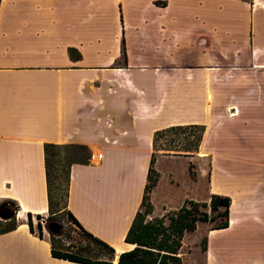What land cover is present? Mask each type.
<instances>
[{
    "label": "crops",
    "instance_id": "1",
    "mask_svg": "<svg viewBox=\"0 0 264 264\" xmlns=\"http://www.w3.org/2000/svg\"><path fill=\"white\" fill-rule=\"evenodd\" d=\"M259 123L264 133V0H0V201L18 221L0 234V264H87L29 229L28 214L35 225L48 213L46 143L88 148L67 208L113 264L134 247L124 238L153 152L148 219L230 198L227 227L184 234L183 263L264 264ZM189 124L205 126L197 151H154L157 130Z\"/></svg>",
    "mask_w": 264,
    "mask_h": 264
},
{
    "label": "trees",
    "instance_id": "2",
    "mask_svg": "<svg viewBox=\"0 0 264 264\" xmlns=\"http://www.w3.org/2000/svg\"><path fill=\"white\" fill-rule=\"evenodd\" d=\"M68 54L74 59L80 57V53L72 47L68 49ZM204 130L205 126L198 124L176 125L157 130L153 137V149L154 151L162 149L184 153L195 152L198 150ZM162 137H167L168 147L158 144V140ZM69 149H75L80 159H73L68 163L66 180L62 184L58 180L56 168H53V161L55 158H69V153H67ZM89 155L90 152L85 145L54 143L44 145L48 213L46 217L36 216L38 218L37 231L34 229L30 214H28L27 223L30 231L39 237L43 236V223L40 220L44 222V225L51 221L60 225L58 233L49 232L50 252L53 256L87 264H113L114 250L84 229L67 208L70 167L75 162H87ZM154 162L153 152L148 168L147 183L141 200L142 208L136 212L124 238L126 242L134 244V247L119 253L115 264H184L179 256V249L186 232L194 231L199 222H206L211 228H225L229 224L230 198L219 194H211L208 202L186 199L177 210L169 211L162 217L148 219L147 215L152 212L149 192L157 180ZM54 170L55 174H53ZM58 189L62 191L61 199L63 202L61 208L56 209L59 204L54 198H59L56 195ZM4 202L6 201H0V204ZM9 203L12 204V202ZM12 205L14 206V204ZM14 208L16 207L14 206ZM63 211L73 226H66L60 222L61 216L59 214ZM2 221L5 224L0 228V234L17 227L15 216ZM2 221L0 220V224ZM73 230H76L80 237L87 241L85 245L81 244L80 240L75 241L77 244L66 243L63 240V236L71 238V231ZM91 243L109 249L112 252L110 259L93 258L90 255L93 251ZM202 246L205 248L204 244Z\"/></svg>",
    "mask_w": 264,
    "mask_h": 264
},
{
    "label": "rangeland",
    "instance_id": "3",
    "mask_svg": "<svg viewBox=\"0 0 264 264\" xmlns=\"http://www.w3.org/2000/svg\"><path fill=\"white\" fill-rule=\"evenodd\" d=\"M231 114H232V112H231ZM258 120H260V121L262 120L261 116L258 118ZM256 128H257L256 132L260 131V134L263 137L264 133H262V131H263L262 123H259L258 127H256ZM158 144L168 147L167 146V137L166 138H164V137L160 138L158 140ZM169 152H178V151L169 150ZM67 153H69V158H67V159L66 158H55L54 161H53V168H56L57 176L59 178L58 180L62 184H64V182L66 180V169H67L68 163L70 161H72L73 159H80V157L76 153L75 149H69V150H67ZM193 166H194V164H193ZM206 168L208 169V162H207ZM192 170H193V168H192ZM53 174H55V170H54ZM56 192H57L56 195H58L59 198L55 197L54 199L59 204L58 207H56V209H58V208H61L62 202H63L62 199H61L62 191L60 189H58V190H56ZM59 215L61 216L60 222L63 225L73 226L68 221L67 217L65 216V211L61 212ZM35 219L38 220V218H36V217H35ZM15 220H16V217H15ZM16 222H18V221L16 220ZM3 224H5V223H3V221H2V223L0 224V228L3 226ZM34 229H35V231H37L36 224L34 225ZM76 230H78V229H76ZM76 230L71 231V238H67V237L63 236L62 237L63 240L66 243L67 242H72L74 244H77V243H75V241L80 240V243L85 245L87 243V241L83 240ZM44 232L46 233V235H48V236L50 235L48 230L45 228L44 223H43V233ZM201 237H202V229H199L196 233L191 234L188 239H189L190 244H193L195 242H199V244H200ZM91 247L93 248V251H92V253L90 255L93 258L110 259V256L112 255V252L109 249H107V248H105L103 246H99V245H97L95 243H91ZM192 248H195V247L192 246Z\"/></svg>",
    "mask_w": 264,
    "mask_h": 264
},
{
    "label": "water",
    "instance_id": "4",
    "mask_svg": "<svg viewBox=\"0 0 264 264\" xmlns=\"http://www.w3.org/2000/svg\"><path fill=\"white\" fill-rule=\"evenodd\" d=\"M16 215V208L10 203L4 202L0 204V219L1 220H9L13 216ZM45 228L48 232L58 233L60 230V225L55 222H48L45 224Z\"/></svg>",
    "mask_w": 264,
    "mask_h": 264
},
{
    "label": "built area",
    "instance_id": "5",
    "mask_svg": "<svg viewBox=\"0 0 264 264\" xmlns=\"http://www.w3.org/2000/svg\"><path fill=\"white\" fill-rule=\"evenodd\" d=\"M236 113V110L234 109L233 111H232V114L231 115H233V114H235ZM42 223H44L42 220H40Z\"/></svg>",
    "mask_w": 264,
    "mask_h": 264
}]
</instances>
